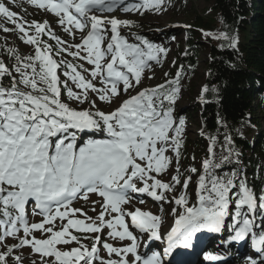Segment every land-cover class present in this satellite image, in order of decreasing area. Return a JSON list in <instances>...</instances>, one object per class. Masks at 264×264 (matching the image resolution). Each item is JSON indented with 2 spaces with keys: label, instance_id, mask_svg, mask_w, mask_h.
<instances>
[{
  "label": "snow or ice",
  "instance_id": "obj_1",
  "mask_svg": "<svg viewBox=\"0 0 264 264\" xmlns=\"http://www.w3.org/2000/svg\"><path fill=\"white\" fill-rule=\"evenodd\" d=\"M165 2L29 0L55 18L73 38L69 42L56 35L48 20H23L0 0V17L13 26L0 24V30L17 33L33 48L25 56L6 49L11 67L0 60V264H24L23 254H16L24 248L38 257V264H186V253L178 250L199 247L203 241H194L203 232L225 233L218 244L223 253L204 251L209 264H226L232 245L246 240L259 259L249 255L245 264H264V181L258 190L249 182L228 133L219 155L217 136H207L208 156L201 169H181L185 121L173 112L182 70L162 84L140 87L145 78H153L146 77L150 62L160 64L168 49L138 35L137 42H129L121 29L135 22L111 15L159 13ZM201 31L237 47L236 36ZM217 91L202 86L201 102ZM65 93L68 101L88 107L70 106ZM217 122L226 126L222 117ZM85 132H102L104 138L81 144L78 136ZM227 164L236 166L218 171ZM193 176L194 201L189 193ZM143 195L159 202L161 212L165 204L174 205L166 232L161 231L163 216L133 204ZM77 201L95 215L74 207ZM29 214L40 219L30 222ZM9 238L14 242L9 244ZM151 241L162 242V251L141 254L142 244Z\"/></svg>",
  "mask_w": 264,
  "mask_h": 264
},
{
  "label": "trees",
  "instance_id": "obj_2",
  "mask_svg": "<svg viewBox=\"0 0 264 264\" xmlns=\"http://www.w3.org/2000/svg\"><path fill=\"white\" fill-rule=\"evenodd\" d=\"M211 1L207 18L197 19L199 26L217 27L220 32L236 36L238 42L233 49L227 41L203 37L194 42L193 31L184 33V44L175 59L177 67L194 73L200 52L206 46L203 86L218 90L215 94L205 95L206 103L201 102L199 93V103L192 107L199 121L197 143L192 152L203 155L201 142H208L209 135L217 136V144L223 151L224 135L230 134L236 150L241 152V163L249 182L258 190L264 181V128L260 129L259 123V114L264 112V0ZM3 83L7 85L9 80L4 78ZM218 116L223 118L226 126L217 122ZM239 127L244 128V137L236 135ZM253 127L260 129L259 133ZM248 134L254 139L250 140ZM227 165L230 168L236 166Z\"/></svg>",
  "mask_w": 264,
  "mask_h": 264
},
{
  "label": "rangeland",
  "instance_id": "obj_3",
  "mask_svg": "<svg viewBox=\"0 0 264 264\" xmlns=\"http://www.w3.org/2000/svg\"><path fill=\"white\" fill-rule=\"evenodd\" d=\"M6 6L10 8V10L16 12L19 17L23 20H27L31 22L32 20L43 21L48 20L51 24V27L55 31L56 35L60 36L62 39L72 42V37L68 34L64 33L63 30L59 25L55 23V18L44 11L36 9L33 5L29 3V0H5ZM126 3H134L136 0H125ZM212 5L211 0H166L165 2V10L162 12H152V11H145L143 15L139 13H124L122 11H115L111 15H115L122 19H130L135 22L134 27L132 28H123L121 29V34L124 35L129 42H137L135 40V36H141L143 38L148 39L152 43L161 45L168 49L167 55L162 57L161 63L157 64L155 62H150L152 65V71L146 72L147 76H153L152 79L145 78L142 81L140 87H154L158 84L164 83L166 80L171 79L174 77L177 71H173V65L175 61V56L181 50L183 42V36L185 29H189L195 32V37L193 41L196 42L198 39H201L203 36L202 31H209V32H220V30L216 27L214 29L209 28H202L199 26L200 22L197 20L198 18H207L208 10ZM0 24H4L5 26L9 27L10 29L13 27L11 24H8L3 17H0ZM175 37V39H172ZM211 38V37H206ZM43 39L47 40V37H43ZM213 39V38H211ZM215 40V39H214ZM75 42H79V34L76 36ZM50 43L54 44V41H50ZM12 48L15 49L16 52L21 55H31L33 53L32 46L25 45L19 38L18 34L9 31L7 33L0 30V60L4 61L7 66L11 67L13 61L7 54L6 49ZM207 51V47L204 46V49L200 52V64L197 68L195 74L188 75L187 72H182V77L180 80V91L178 93V98L174 104V117H183L185 121L184 125V133H183V148H182V156L184 160L187 162H191L194 167L197 169H201V162L207 158V147L208 144L202 143L203 151L206 153V157L201 158L200 155L194 154L191 158L192 147L195 143H197V131H198V121H197V114L196 112H192L191 109L195 104H198L199 98L198 95L200 93V89L203 85L204 80V72H205V53ZM70 59V58H69ZM168 73L166 77L164 74ZM63 79V77H62ZM63 99L65 102L69 103L70 106L74 108H86L88 107L87 104L78 105L73 101H68L66 93L63 95ZM100 108L105 111L111 110L110 107L106 104L98 102ZM116 105L113 104L111 107H115ZM190 112L192 114L187 115L186 112ZM259 119L260 123L264 122V113ZM93 135L90 133L87 136L86 134H79L78 142L83 143L84 141L91 139H102L104 138V134L102 132H92ZM243 134L242 128H239L236 135L241 136ZM215 151L217 155H219L222 151L220 145L217 144ZM182 166V163H181ZM187 166V165H186ZM188 168V166H187ZM183 170V169H182ZM174 173V165L172 169ZM220 172H226L225 166L218 170ZM163 180H168V176H161ZM195 179L196 177L193 176V183L189 185V193L192 194V200H195L194 196V187H195ZM145 197V196H144ZM92 199H98V197L93 196ZM145 203L141 204L139 202H133L135 207H140L142 210H147L152 212L153 214L161 215L164 217V225L161 229L162 232H166L169 229L170 224L173 222V218L167 215L170 212V209L174 206L173 204H165L164 205V212L160 211V203L159 202H150L148 200H144ZM84 207L85 210L88 212V215L92 216L95 215L91 210L90 206L84 205L82 201L74 202V207ZM129 207V206H126ZM134 210V209H133ZM40 218L33 217L31 214L29 215V221L34 222L38 221ZM35 235L37 237L40 236L39 232H36ZM140 235V234H139ZM142 238H144L142 236ZM141 238V239H142ZM14 241L9 238L8 243L11 244ZM112 242V241H109ZM85 243H89L85 241ZM160 245L159 241H155L153 243V247L151 249L156 248ZM207 245V244H205ZM204 246V245H203ZM144 252L147 254L150 252ZM141 253L143 252V248L141 246L140 250ZM17 255L23 254L24 257V264H32L33 259L37 260L38 264V257L34 254H30V250L28 248L19 249L16 252ZM105 255L104 253H101ZM98 264V262H97ZM238 264H243V262H238Z\"/></svg>",
  "mask_w": 264,
  "mask_h": 264
},
{
  "label": "bare ground",
  "instance_id": "obj_4",
  "mask_svg": "<svg viewBox=\"0 0 264 264\" xmlns=\"http://www.w3.org/2000/svg\"><path fill=\"white\" fill-rule=\"evenodd\" d=\"M204 245H205V244H204ZM202 246H203V245H202ZM202 246H201V247H202ZM202 256H203V255H202Z\"/></svg>",
  "mask_w": 264,
  "mask_h": 264
}]
</instances>
